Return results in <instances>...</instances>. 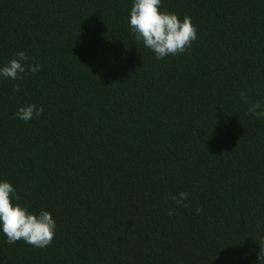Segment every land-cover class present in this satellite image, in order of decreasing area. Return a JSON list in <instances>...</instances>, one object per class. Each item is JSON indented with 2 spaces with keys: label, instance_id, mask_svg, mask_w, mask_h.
Returning a JSON list of instances; mask_svg holds the SVG:
<instances>
[{
  "label": "trees",
  "instance_id": "trees-1",
  "mask_svg": "<svg viewBox=\"0 0 264 264\" xmlns=\"http://www.w3.org/2000/svg\"><path fill=\"white\" fill-rule=\"evenodd\" d=\"M131 5L0 0V65L40 66L0 79V179L57 226L0 264H264V0H161L197 39L160 61Z\"/></svg>",
  "mask_w": 264,
  "mask_h": 264
},
{
  "label": "clouds",
  "instance_id": "clouds-1",
  "mask_svg": "<svg viewBox=\"0 0 264 264\" xmlns=\"http://www.w3.org/2000/svg\"><path fill=\"white\" fill-rule=\"evenodd\" d=\"M127 23L133 38L151 51L157 61L184 53L197 39L191 18L184 16L180 19L175 13L162 11L161 0H132ZM27 62L25 52L18 51L6 64L0 65V79L16 80L26 72L36 73L40 70L38 64ZM241 97L242 103H247L243 93ZM43 110L42 106L29 103L18 107L15 116L27 123ZM248 113L264 120V105L259 101L250 103ZM172 199L179 206L187 199V193L179 192ZM18 200L12 184L0 179V234L5 237V243L14 244L22 240L37 248L49 246L57 227L51 213L44 210L30 212L16 202ZM196 211L198 213L199 208ZM169 214H172V210H169Z\"/></svg>",
  "mask_w": 264,
  "mask_h": 264
}]
</instances>
